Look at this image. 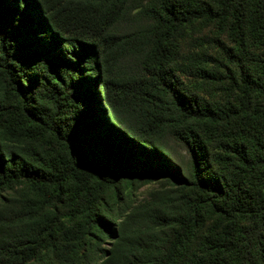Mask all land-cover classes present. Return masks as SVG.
<instances>
[{
    "label": "trees",
    "instance_id": "1",
    "mask_svg": "<svg viewBox=\"0 0 264 264\" xmlns=\"http://www.w3.org/2000/svg\"><path fill=\"white\" fill-rule=\"evenodd\" d=\"M0 264H264V0H0Z\"/></svg>",
    "mask_w": 264,
    "mask_h": 264
},
{
    "label": "rangeland",
    "instance_id": "2",
    "mask_svg": "<svg viewBox=\"0 0 264 264\" xmlns=\"http://www.w3.org/2000/svg\"><path fill=\"white\" fill-rule=\"evenodd\" d=\"M212 39H214L213 28L197 27L190 33L188 38L183 41L182 50H192L196 52L202 51L203 48L206 47L208 41ZM194 89L198 90L199 94L202 95L205 99L212 102H221L228 97V93L226 91L216 89L215 86H213V88H205L201 91L197 88ZM157 187L158 185L153 183L133 188V202L137 204L143 200H146L149 196V193Z\"/></svg>",
    "mask_w": 264,
    "mask_h": 264
}]
</instances>
